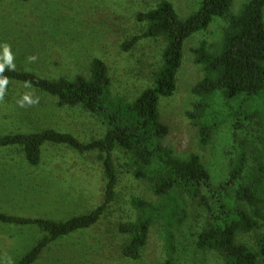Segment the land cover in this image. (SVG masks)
Wrapping results in <instances>:
<instances>
[{"label": "trees", "instance_id": "1", "mask_svg": "<svg viewBox=\"0 0 264 264\" xmlns=\"http://www.w3.org/2000/svg\"><path fill=\"white\" fill-rule=\"evenodd\" d=\"M36 1L0 0V20L10 15L1 11L4 4L25 5ZM232 3L233 0H202L198 10L184 20L168 0L161 1L154 9L138 13L136 20L145 25V29L125 41L122 50L130 52L141 41L160 38L166 42V48L153 85L133 101L114 95L113 76L108 64L101 58L91 61L88 75L78 74L72 79L64 76L49 78L33 71L6 68L3 76L8 79L5 94L8 103L7 93H12L17 85L27 86L55 98L60 107L78 109L96 117L105 129L101 138L86 142L71 131L58 128L23 132L17 130L12 114L1 116L0 193L6 185L19 183L23 188L22 195H28L29 189L37 191L39 186H47L46 182L66 193L67 188L62 183L73 182L81 165L77 159L61 154L55 156L59 159L48 161L46 152L58 148L80 155L97 153V163L104 180L95 208L87 214L58 220L42 215L43 210L18 215L0 208L1 225L34 227L42 233L36 245L17 264H41L46 252L55 243L100 226L118 200L122 172L115 158L120 151L130 155L132 175L151 184L158 201L133 198L130 205L139 213L137 220L118 225L117 232L124 240V246L116 247L104 231L103 256L112 255V249L116 247L123 259L139 261L148 243L152 224L163 218L164 264H177L174 229L188 219L186 196L198 200L206 213L207 222L196 244L200 250L218 253L223 264H260L264 260V230L257 231L264 229L259 219L262 217L260 210L255 209V214L251 215L230 207L226 200L228 191L242 182L247 172V152L239 142L241 131L254 121L264 132V0H249L237 14L229 16ZM21 17L11 20L15 30L26 37L32 30L37 31V16L24 14ZM224 17H229V26L221 46L216 51H210L206 42H202L193 50L195 63L204 67L205 75L192 90L201 99L188 113L198 129L202 147L210 144L219 127L229 120L233 122L231 171L226 181L216 185L198 154L180 159L164 145L170 129L162 122L160 103L162 99L172 97L177 90L185 42L194 34L206 30L214 19ZM48 26L52 29L53 21ZM216 96L223 98L227 111L215 109L214 104L208 102ZM15 157L22 158L20 166L23 170L11 167V158ZM41 195L43 203L47 202L46 198L50 200V196L39 193L35 202L41 203ZM237 197L253 208L264 203L253 190L245 187L238 190ZM54 198L59 200L57 193ZM27 202L32 203V200ZM253 232H256L253 245L239 241L240 234Z\"/></svg>", "mask_w": 264, "mask_h": 264}, {"label": "rangeland", "instance_id": "2", "mask_svg": "<svg viewBox=\"0 0 264 264\" xmlns=\"http://www.w3.org/2000/svg\"><path fill=\"white\" fill-rule=\"evenodd\" d=\"M163 0H37L32 4L7 3L1 7L2 12L10 14L0 20V57L4 55V46L10 47L14 57L15 69L33 71L41 76L74 78L78 74L88 75L90 63L94 58L103 59L113 76V93L133 101L145 89L154 83L155 73L162 66V56L166 48L164 39H147L141 41L130 52H124L122 45L128 39L144 31L145 25L136 20L140 12L154 9ZM179 17L184 20L198 10L202 0H168ZM249 0H233L230 15L239 12ZM24 14L38 17L37 31L32 30L26 37L15 30L13 18ZM11 18V19H8ZM22 18V17H21ZM15 20V19H14ZM53 21L54 27L48 24ZM229 26V17L216 18L204 31L191 36L184 44L183 63L177 76V90L172 97L162 99L160 116L169 129L164 139L173 154L188 158L198 154L210 171L214 184L228 179L231 171L234 145L232 120L219 127L207 147H202L198 139V129L188 117L194 105L200 101L193 92L195 85L204 78L202 65L195 63L193 50L206 42L210 51H216L222 44L224 32ZM56 51V53H54ZM35 56V61L29 57ZM28 93L39 98V103L32 106H20L23 96ZM8 103L4 97L0 101V118L10 113L16 119V128L23 132L42 131L58 128L71 131L83 141L89 142L101 138L105 129L99 120L78 109L60 107L55 98L33 88L17 85L12 93H7ZM7 98V97H6ZM215 109L225 111L226 104L220 96L208 100ZM9 104V106H8ZM240 145L247 152V172L242 182L232 187L226 200L232 208H239L254 215L260 210V221L264 224V203L253 208L240 201L237 192L241 187L253 190L264 200V132L257 122H251L241 131ZM59 154L78 160L81 167L76 179L66 184L64 193L58 186H37L38 190L29 189L28 195H22L19 183L0 193V208L6 212L22 215L27 212L43 210L42 215L58 220L91 212L96 205L104 185L97 163L98 154L80 155L64 148L46 152L48 161H55ZM130 155L122 151L116 153V163L121 170L118 187V200L108 211L100 226L86 232L64 238L51 246L41 264H164L166 262L165 220L155 221L151 228L148 243L139 261L123 259L116 250L124 240L118 234L121 222L136 221L139 213L130 201L144 198L152 202L158 199L151 184L137 180L132 174ZM11 167L23 170L22 158H11ZM19 163V165H18ZM44 175V174H41ZM32 184L36 185L34 182ZM62 186V187H64ZM27 187V186H26ZM31 187V186H29ZM39 193L50 196L43 203L35 202ZM59 200L56 201L54 194ZM40 199V198H39ZM32 200V203H28ZM188 219L174 229L177 246V264H223L220 255L212 251H203L197 247V238L207 222L206 213L199 206L198 200L186 198ZM41 215V214H40ZM258 218V217H257ZM258 229L257 231H263ZM115 242L112 255L103 256V234ZM42 233L36 228L9 227L0 224V264H17L21 257L40 240ZM256 232L240 234L239 241L253 245ZM124 246V244H123ZM260 264H264L261 260Z\"/></svg>", "mask_w": 264, "mask_h": 264}, {"label": "clouds", "instance_id": "3", "mask_svg": "<svg viewBox=\"0 0 264 264\" xmlns=\"http://www.w3.org/2000/svg\"><path fill=\"white\" fill-rule=\"evenodd\" d=\"M29 61H35L36 57L32 56L28 58ZM14 57L11 53L10 47L8 45L4 46V55L0 57V101L4 100L5 94H6V86L8 84L7 77L3 76V73L5 72L6 68L8 70H15V64H14ZM21 107L25 106H32L39 103L38 97H33L32 94L26 93L22 100L19 102ZM9 264L11 262L9 261Z\"/></svg>", "mask_w": 264, "mask_h": 264}]
</instances>
